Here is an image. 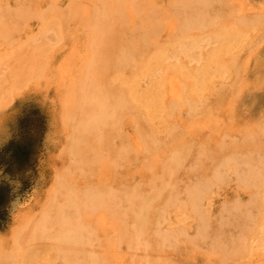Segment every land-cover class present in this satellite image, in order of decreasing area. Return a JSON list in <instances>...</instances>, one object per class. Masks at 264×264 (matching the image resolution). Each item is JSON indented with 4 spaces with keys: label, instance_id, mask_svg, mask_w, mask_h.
Returning a JSON list of instances; mask_svg holds the SVG:
<instances>
[{
    "label": "bare ground",
    "instance_id": "1",
    "mask_svg": "<svg viewBox=\"0 0 264 264\" xmlns=\"http://www.w3.org/2000/svg\"><path fill=\"white\" fill-rule=\"evenodd\" d=\"M239 2L0 10L6 47L23 48L31 20L43 23L11 78L46 98L58 92L47 140L64 142L41 213L23 217L11 242L0 240V264H130L123 250L140 247L187 264H264V123L241 79L264 41V11ZM202 33L217 44L207 54ZM196 52L204 63L190 67Z\"/></svg>",
    "mask_w": 264,
    "mask_h": 264
},
{
    "label": "rangeland",
    "instance_id": "2",
    "mask_svg": "<svg viewBox=\"0 0 264 264\" xmlns=\"http://www.w3.org/2000/svg\"><path fill=\"white\" fill-rule=\"evenodd\" d=\"M69 1L70 0H0V10L4 8H7L8 10H26L32 12V14L36 16L44 13L56 14L55 12L59 13V10L60 12H63L68 9L67 3ZM31 2L33 4H30ZM16 3H18L17 6ZM242 4L239 2L237 5L242 7ZM245 4L246 7L251 6V9L254 8L255 10L264 11V0H244L243 6ZM259 6L262 7L263 10ZM243 8L246 9L245 7ZM249 9L250 7L246 10ZM38 19L39 18L36 17L31 20L29 25L30 34L27 35L28 38L23 48L16 46L6 47L4 44L0 43V80L5 79L6 77V81H8V84L5 83L7 85H3V81L0 82L2 84V87H0V109L2 108L0 111L1 241L11 242L15 232L19 230V223L23 220L22 218L24 217L25 219H28L30 215H37L42 209L41 206H43L44 198L48 194V189L50 188V185L54 183L53 179L56 173L54 166L56 167L57 160L59 159H57V156L59 157V153L64 146V142H61L59 139L51 137L50 142L47 140L48 135L52 133V128H50V109H52L50 103H52L53 100H56V104L59 102L57 99L58 92L51 88L48 94L49 98H46L45 95L47 94L45 93V90L40 92L39 95H36L38 92H35L33 89L30 90V87L29 89L27 87L18 89V87L14 86L15 79L11 78V75L15 70L12 65H16L17 58L18 60L22 58L24 60L26 57L28 59L29 54L25 53L26 46L30 43L32 44L37 37L39 39L38 35L42 33L41 28H43V23ZM205 34L207 35L209 33L205 32ZM205 34H199L198 37L201 39L210 38L207 40L210 46L206 40V45L203 44L202 46L204 52L208 50L207 52L209 53L212 50L210 48H214L217 44H213L212 41H210L212 40L211 37H207L208 35L205 36ZM23 40L24 39H21L20 41L22 42ZM202 41L204 40H201V43ZM61 46L62 44H59L55 47L59 48ZM205 46H207V48ZM196 54V58L193 59L195 62L190 61V67L199 66V63H196V60L197 62L198 60L202 61L200 64L204 63V59H201V54L200 57L198 56V52H196ZM205 54L207 53L205 52ZM257 54L256 59L250 58V60H248V69L245 74H242L241 79L244 82L245 87H247L245 101L250 94H255L257 99H259V102L254 106V109L250 101L249 108L253 110L255 118H260L264 123V41L261 43V47ZM198 57L200 59H198ZM11 84H13L15 88L13 86L12 88ZM10 89L11 91H14V95L9 91ZM6 90L8 92L4 93ZM8 93L11 94V96H6ZM1 95L3 97L6 96L5 99L9 97L14 98H10L13 99L12 101L7 99L10 101L9 103L5 100V103H8V105L2 103L4 102L2 101L4 99H2ZM6 105L9 108H6ZM255 112L257 113L255 114ZM227 193L230 195L232 192L231 190H228ZM224 201L225 197L223 195L216 196L214 207L216 208ZM40 213L41 212H39V214ZM251 241L252 245L256 246L258 239L255 237ZM47 242L45 243V241H42L44 245L47 244ZM36 243L37 246L36 244H32V246L34 247L35 245L36 247H40L39 242ZM96 247L98 246H95V248ZM95 248L94 250L96 251L100 250V247H98V249ZM135 249L123 250L124 256L128 253L127 255L129 256H127V258L129 262L132 260L130 264H147L148 262L146 258L148 256V258L152 260L149 262L152 263L155 259L162 258L161 260L164 259L166 262L161 263L159 260H156L157 262L155 261L154 263L165 264L168 261L169 264H187L185 257L179 256L178 253L169 250L163 251V258V255L162 257L156 256V252L151 255L153 251H148L150 255L146 254V251L142 247H140V249ZM121 251L119 250V252ZM160 253L162 254V252ZM130 255H132V258L135 259V261L130 258ZM141 259H144L145 262H141ZM262 260L264 261V259ZM200 263V258H197L193 262V264Z\"/></svg>",
    "mask_w": 264,
    "mask_h": 264
}]
</instances>
